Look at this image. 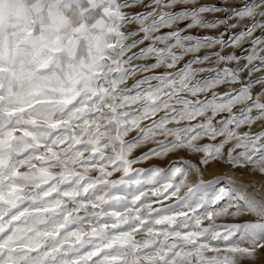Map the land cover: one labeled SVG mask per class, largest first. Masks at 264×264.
Listing matches in <instances>:
<instances>
[{
    "label": "snow or ice",
    "instance_id": "1",
    "mask_svg": "<svg viewBox=\"0 0 264 264\" xmlns=\"http://www.w3.org/2000/svg\"><path fill=\"white\" fill-rule=\"evenodd\" d=\"M254 4L259 14L264 0ZM118 16L116 0H0V264H264L259 189L209 191L213 181L190 182L204 169L187 160L133 167L186 149L264 185V104L247 106L252 89L200 99L217 82L180 69L144 76L132 95L121 85L141 70L121 55ZM249 58L264 93V44ZM257 122L262 130L239 131ZM225 215L246 220L216 223Z\"/></svg>",
    "mask_w": 264,
    "mask_h": 264
},
{
    "label": "rangeland",
    "instance_id": "2",
    "mask_svg": "<svg viewBox=\"0 0 264 264\" xmlns=\"http://www.w3.org/2000/svg\"><path fill=\"white\" fill-rule=\"evenodd\" d=\"M116 4L119 12L117 31L123 50L121 55L126 58V64L141 70L130 74L121 85L122 88L130 89L132 95L136 92L134 88L136 81L143 79L144 76L155 74L157 77L166 78L169 73L180 75L176 71L180 69L181 73L192 74L201 83L217 82L215 89H210L207 94H200V99H211L214 91L222 102L227 103L230 97L243 95L248 89H252L247 106L264 104V99H257V94L264 97V93L260 92L259 85L252 82L255 77L261 76V72L252 73L249 67L254 63H260L249 57L259 45L264 44V33L261 32V29H264V8H261L258 14L254 0H171V2L163 0L165 6L163 8L161 0H116ZM152 83L155 84L156 81ZM129 107L137 109L138 104ZM242 107L243 105H236L233 112L239 113ZM157 115H163V112ZM227 116L228 113H221L216 119ZM147 123L148 120L142 121V124ZM173 126L175 125H169ZM260 130H262L260 122H257L251 129L242 126L239 131L256 133ZM135 135V131L130 132L126 139H131ZM220 139L218 137L213 141L205 137L199 143L214 144ZM154 147H156L154 142L145 143L136 148L130 158L139 157ZM229 147L231 144L226 146L225 151ZM203 155L202 152L194 153L179 149L164 157L154 156L142 160L133 167L168 169L187 160L204 169L202 175L190 172V182L213 181V187L209 191H218L233 182L237 186L241 183L247 185L249 192L259 189L260 193L264 194V185L259 183L262 180L259 174L232 168L219 159L202 165L200 159ZM89 174L96 175L95 172ZM119 175L114 173L113 178H118ZM163 203L167 204L169 201ZM223 203L222 201L221 204ZM245 220V217L225 215L216 218V223L228 225L243 223ZM208 223L207 220L203 221L204 225Z\"/></svg>",
    "mask_w": 264,
    "mask_h": 264
}]
</instances>
